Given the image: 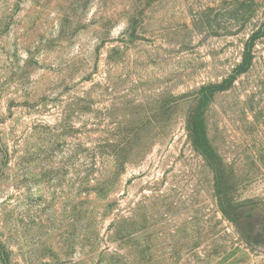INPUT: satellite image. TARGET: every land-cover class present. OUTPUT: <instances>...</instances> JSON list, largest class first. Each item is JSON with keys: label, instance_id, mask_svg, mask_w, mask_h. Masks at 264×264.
<instances>
[{"label": "rangeland", "instance_id": "obj_1", "mask_svg": "<svg viewBox=\"0 0 264 264\" xmlns=\"http://www.w3.org/2000/svg\"><path fill=\"white\" fill-rule=\"evenodd\" d=\"M0 264H264V0H0Z\"/></svg>", "mask_w": 264, "mask_h": 264}, {"label": "trees", "instance_id": "obj_2", "mask_svg": "<svg viewBox=\"0 0 264 264\" xmlns=\"http://www.w3.org/2000/svg\"><path fill=\"white\" fill-rule=\"evenodd\" d=\"M250 49L247 47L244 55V62L242 66L239 68L237 73H242L244 72L248 67L250 63ZM187 131L189 134V138L191 140L192 145L194 148L202 150L203 153V146H202V141H203V131L202 128L197 124L196 121H191L189 120L187 122ZM205 155V154H204Z\"/></svg>", "mask_w": 264, "mask_h": 264}]
</instances>
